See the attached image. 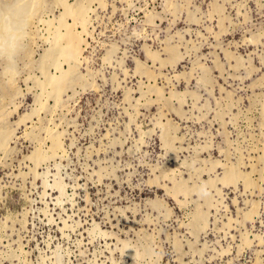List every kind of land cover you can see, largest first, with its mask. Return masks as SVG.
I'll list each match as a JSON object with an SVG mask.
<instances>
[{
  "label": "rangeland",
  "instance_id": "1",
  "mask_svg": "<svg viewBox=\"0 0 264 264\" xmlns=\"http://www.w3.org/2000/svg\"><path fill=\"white\" fill-rule=\"evenodd\" d=\"M18 1L0 0V264H264V0H67L89 34L58 96L38 59L62 7L21 24Z\"/></svg>",
  "mask_w": 264,
  "mask_h": 264
},
{
  "label": "bare ground",
  "instance_id": "2",
  "mask_svg": "<svg viewBox=\"0 0 264 264\" xmlns=\"http://www.w3.org/2000/svg\"><path fill=\"white\" fill-rule=\"evenodd\" d=\"M18 1L17 5H18V8H16L13 13H18L21 18L20 19V23L21 24H26V23H30L32 21V18H34V16L39 12V9H41V0H28V1H25V3L27 4V7H24L25 4H24V1ZM55 4H59L61 5L62 7V12L59 14V17H58V23H59V27L63 26L65 29L63 32H61L60 30H55V33H54V36H53V40L51 41V47L48 48L47 50L44 51L43 54H41L42 56L39 57L40 59H38L40 61V69H43L46 65H53V67L55 69H58L59 71V74L58 75H53V74H46V73H43V75H46L45 78V82L43 83L44 86L45 84H48L49 87L51 88L50 89V92L53 93V95H59V93L64 89V87L68 84L69 80L72 78L71 75L73 73V66H74V62L78 61L79 60V57L81 56V51L83 52V49L81 48V43L85 40H83L81 38V32H77L75 33L74 31V27H76L77 24H79L82 28V32L84 33L85 30L87 29L86 28V5L83 4V3H72L70 4L67 0H55ZM82 2V1H81ZM88 2V1H86ZM44 3V2H42ZM90 3V1H89ZM101 2H99L100 4ZM57 4V5H58ZM87 4V3H86ZM104 5V4H103ZM102 5V6H103ZM43 6V5H42ZM46 6V5H45ZM41 7V8H40ZM89 7V6H88ZM26 9V11H25ZM90 9V8H88ZM95 11V10H94ZM87 12H89L87 10ZM94 13V12H93ZM88 14V13H87ZM97 15V14H96ZM13 16V15H12ZM68 17H71L72 19V24H68L67 22V18ZM42 18V17H41ZM8 22V21H7ZM10 22V21H9ZM5 24V23H4ZM10 24V23H9ZM11 25V24H10ZM9 25V26H10ZM75 25V26H74ZM2 28V25L0 26ZM0 28V29H1ZM86 28V29H85ZM32 29V28H31ZM31 29H29V31H31ZM1 31V30H0ZM89 31V30H88ZM27 32V31H26ZM32 32V31H31ZM88 32H85L84 34H86ZM14 34V33H13ZM30 34V32H29ZM89 34V33H88ZM15 35V34H14ZM27 35H28V32H27ZM25 36V34H24ZM23 36V37H24ZM34 37V36H32ZM26 39L25 38H21L19 43L21 44V42H23V40ZM30 39V38H29ZM86 42V41H85ZM25 43V41H24ZM23 43V45H24ZM19 44V45H20ZM87 44V43H85ZM50 45V43H49ZM17 46V45H16ZM21 46V45H20ZM29 47V46H28ZM20 48V47H17L16 48V51L17 49ZM24 49V47H22ZM27 49V48H26ZM20 52V49L18 50ZM21 51H24V50H21ZM26 51V50H25ZM30 51V50H29ZM32 51V50H31ZM28 52V51H27ZM149 52V51H148ZM174 50L173 49H170V53H173ZM17 53V52H16ZM21 53V52H20ZM26 53V52H25ZM24 53V54H25ZM17 55V54H16ZM27 54H25L26 56ZM153 57H155L154 55H152ZM159 56V55H158ZM21 57V56H20ZM23 58V57H21ZM171 58V57H169ZM167 58V59H169ZM7 58H4V61L6 60ZM63 61L61 62L60 61ZM82 60H84V58H82ZM172 60V59H170ZM7 62H8V59H7ZM13 62V61H12ZM67 63V69L65 70H62V64L61 63ZM80 63V61H78ZM14 63V62H13ZM12 63V64H13ZM78 63V64H79ZM143 63V62H142ZM8 64V63H7ZM31 64V63H30ZM58 65V67H57ZM62 65V66H61ZM81 64H79L78 66H80ZM141 65V64H140ZM76 67L77 64H75ZM37 67V65H36ZM46 68V67H45ZM44 68V69H45ZM50 68V66H49ZM75 68V67H74ZM79 68V67H78ZM144 68V67H143ZM6 70V69H4ZM8 70V69H7ZM46 71V70H45ZM76 71V70H75ZM48 72H49V69H48ZM146 72V71H145ZM13 76V75H12ZM17 76V75H16ZM30 77V76H29ZM14 78V77H13ZM44 78V79H45ZM73 79V78H72ZM7 83V82H6ZM71 83V82H70ZM41 85V83L39 84ZM68 87V86H67ZM10 89L12 90V86L10 87ZM26 89V88H25ZM66 89V88H65ZM64 89V90H65ZM158 90V93H159V89ZM10 92V91H9ZM14 94V93H13ZM47 106V105H46ZM177 109V108H176ZM33 111V110H32ZM12 112V111H11ZM8 113V112H7ZM26 113V112H25ZM34 113V111H33ZM24 117V116H23ZM22 117V118H23ZM29 119V118H28ZM20 120V119H19ZM24 120V119H23ZM167 126V125H166ZM165 126V127H166ZM3 130V129H2ZM9 132V131H8ZM6 133V132H4ZM2 134V133H1ZM5 135V134H3ZM2 135V136H3ZM7 135V133H6ZM5 135V136H6ZM10 135V134H9ZM8 136V135H7ZM5 138V137H4ZM2 139V138H1ZM51 140H52V148L58 146L59 142L57 143V138L53 135H51ZM1 144H2V140H1ZM0 144V145H1ZM170 146V145H168ZM173 146V145H172ZM3 147V146H2ZM177 147V146H176ZM175 147V148H176ZM174 149V148H173ZM172 149V150H173ZM175 151V149H174ZM33 158H35V160H40L41 158V153H40V150H36L34 153H33ZM237 169V168H236ZM166 170V169H165ZM165 175H168V174H165ZM164 175V176H165ZM240 176L238 173L234 172L232 169H229L225 176H224V180L230 182V180H233L235 179L236 177ZM243 178V176H241ZM170 179V177H169ZM212 180V179H210ZM181 182V181H180ZM234 182V181H233ZM246 184H248V181L246 180L245 181ZM175 185V184H174ZM167 186V185H166ZM187 186V185H186ZM175 190L176 191H183V190H186L185 187L182 185V184H176L175 186ZM172 189V188H171ZM174 190V189H173ZM198 192V190H197ZM200 192V190H199ZM203 192V191H202ZM204 193V192H203ZM175 194V193H174ZM157 203V202H156ZM158 204V203H157ZM252 207V206H251ZM198 212V210H196ZM252 212V211H251ZM200 213V212H199ZM246 216V215H245ZM244 219V218H243ZM202 224V223H201ZM200 231V230H199Z\"/></svg>",
  "mask_w": 264,
  "mask_h": 264
}]
</instances>
